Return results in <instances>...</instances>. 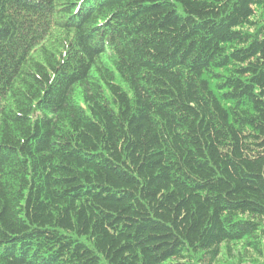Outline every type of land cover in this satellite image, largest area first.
<instances>
[{
	"label": "trees",
	"instance_id": "1",
	"mask_svg": "<svg viewBox=\"0 0 264 264\" xmlns=\"http://www.w3.org/2000/svg\"><path fill=\"white\" fill-rule=\"evenodd\" d=\"M0 264H264V0H0Z\"/></svg>",
	"mask_w": 264,
	"mask_h": 264
}]
</instances>
